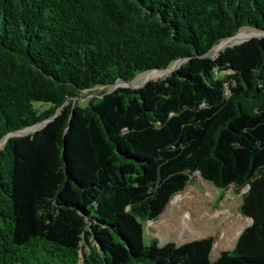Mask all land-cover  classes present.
Segmentation results:
<instances>
[{
    "label": "trees",
    "instance_id": "16d2710c",
    "mask_svg": "<svg viewBox=\"0 0 264 264\" xmlns=\"http://www.w3.org/2000/svg\"><path fill=\"white\" fill-rule=\"evenodd\" d=\"M244 30L264 0H0V264H264V38L212 56ZM194 176L250 221L214 261L143 239Z\"/></svg>",
    "mask_w": 264,
    "mask_h": 264
},
{
    "label": "rangeland",
    "instance_id": "374dc122",
    "mask_svg": "<svg viewBox=\"0 0 264 264\" xmlns=\"http://www.w3.org/2000/svg\"><path fill=\"white\" fill-rule=\"evenodd\" d=\"M252 33L254 32L244 30L236 36ZM241 42L228 46H234ZM225 47L220 49L214 47L212 53H218ZM177 66L169 67L164 75L153 79H146L148 73L141 74L129 84L136 89L149 81L163 80ZM101 91V88L96 89L92 94L96 95ZM90 96L89 93L83 92L81 100H86ZM36 129L37 127H31L28 131L33 132ZM7 139L8 137L1 142L0 146ZM244 191L245 189L242 192ZM220 194H223V197L221 201H218ZM240 203L241 197L233 195L231 189L221 192L198 176H194L192 183L170 200L164 212L155 221H148L143 224L144 243L149 245L150 241L155 239L159 247L167 243L180 246L213 237L215 243L210 253V259L214 261L220 253L230 251L233 248L238 234L250 223L248 219L239 214Z\"/></svg>",
    "mask_w": 264,
    "mask_h": 264
},
{
    "label": "bare ground",
    "instance_id": "6f19581e",
    "mask_svg": "<svg viewBox=\"0 0 264 264\" xmlns=\"http://www.w3.org/2000/svg\"><path fill=\"white\" fill-rule=\"evenodd\" d=\"M258 34H255V33H252V34H248V35H240V36H235V37H232L228 40H225L223 42H221L218 46L215 47V49H220L222 47H225V46H228V45H233V44H236V43H239L241 42L245 37H248V36H256ZM217 53V52H215ZM167 70H163V71H153V72H150L146 75V79H153V78H157V76H162L166 73ZM126 83H123V86H125ZM28 131V130H27ZM1 144V143H0Z\"/></svg>",
    "mask_w": 264,
    "mask_h": 264
},
{
    "label": "water",
    "instance_id": "95a60500",
    "mask_svg": "<svg viewBox=\"0 0 264 264\" xmlns=\"http://www.w3.org/2000/svg\"><path fill=\"white\" fill-rule=\"evenodd\" d=\"M236 36V35H235ZM234 36V37H235ZM251 38H264V34H258V35H256V36H248L246 39H244V41L243 42H245V41H247V40H249V39H251ZM242 43V42H241ZM235 46V45H234ZM226 47H231V46H226ZM219 53V52H218ZM217 53V54H218ZM215 55V53H213L212 54V56H214ZM174 66V65H173ZM124 83H126V85L125 86H121V85H119V86H121V87H128V88H132V89H134L132 86H130V84H129V82H124ZM114 88V87H113ZM112 88V89H113ZM25 133H27V132H25V131H19V132H16V134L15 135H17V136H21V135H25ZM12 135L11 134H8V135H6V136H4L1 140H0V143L1 142H3L7 137L9 138V137H11ZM82 260H84V258L82 257Z\"/></svg>",
    "mask_w": 264,
    "mask_h": 264
}]
</instances>
